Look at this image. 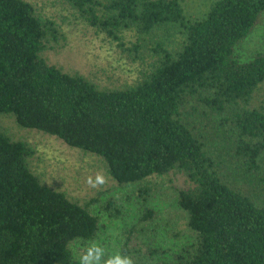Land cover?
<instances>
[{"label":"trees","instance_id":"16d2710c","mask_svg":"<svg viewBox=\"0 0 264 264\" xmlns=\"http://www.w3.org/2000/svg\"><path fill=\"white\" fill-rule=\"evenodd\" d=\"M66 1L121 47L134 34L129 51L143 67L116 89L66 73L42 57L54 24L27 1L0 0V115L102 159L118 186H139L144 203L158 178L182 182L177 203L190 238L165 248L158 213L146 208L126 232L124 254L134 264H264V203L224 180L184 113L192 100L231 112L222 122L240 173L264 194V103L255 104L264 52L248 62L235 55L260 23L264 0H219L195 22L181 0ZM34 155L0 130V264H73L72 245L95 242L100 220L43 184ZM104 210L114 219L124 214L114 199Z\"/></svg>","mask_w":264,"mask_h":264},{"label":"rangeland","instance_id":"374dc122","mask_svg":"<svg viewBox=\"0 0 264 264\" xmlns=\"http://www.w3.org/2000/svg\"><path fill=\"white\" fill-rule=\"evenodd\" d=\"M24 1L31 3L37 13L52 22L57 30L54 38L44 43L42 57L49 65L69 74H80L101 88H122L136 78L141 55L129 51L133 43H138L137 38L132 36L134 34L131 35V43L125 35L127 39L122 41L124 46L121 47V43L102 31V28L92 27L87 16L66 0ZM217 1L181 0V4L187 20L195 22L204 19ZM258 52H264V15L253 32L236 49L235 55L239 61L248 62ZM263 103L264 89L258 93L255 104ZM184 113L193 133L221 163L224 180L264 203L263 192L243 179L235 160L231 127L222 122L223 118L229 119L231 112L218 115L198 100H192ZM0 130L15 141L28 143L35 150L31 167L43 184L64 193L72 202L89 205L91 214L99 218L101 230L98 239L72 245L73 264H79L80 258L86 255L94 243L104 249L100 264H107L116 255L129 257L124 254L126 232L132 226L139 225L144 211L149 207L158 213L156 227L162 230L160 239L165 248L177 250L190 238L186 230L185 214L177 203V188L182 182L174 176L158 178L156 185L151 187L148 203H144L139 186H118L108 175L102 159L70 148L63 141L47 134L22 129L12 116L0 115ZM113 199L124 213L122 218H111L104 210L107 202Z\"/></svg>","mask_w":264,"mask_h":264},{"label":"clouds","instance_id":"9594fccd","mask_svg":"<svg viewBox=\"0 0 264 264\" xmlns=\"http://www.w3.org/2000/svg\"><path fill=\"white\" fill-rule=\"evenodd\" d=\"M102 182V181H101ZM104 255V249L98 244H93L86 255L80 258L79 264H100ZM107 264H133L130 257L116 255L107 261Z\"/></svg>","mask_w":264,"mask_h":264}]
</instances>
